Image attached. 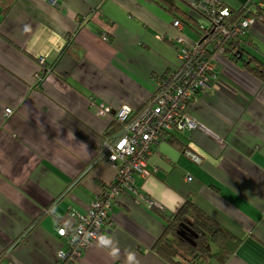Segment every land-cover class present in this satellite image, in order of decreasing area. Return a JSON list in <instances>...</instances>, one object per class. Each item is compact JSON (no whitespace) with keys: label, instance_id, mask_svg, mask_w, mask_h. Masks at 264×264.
<instances>
[{"label":"crops","instance_id":"1","mask_svg":"<svg viewBox=\"0 0 264 264\" xmlns=\"http://www.w3.org/2000/svg\"><path fill=\"white\" fill-rule=\"evenodd\" d=\"M222 2L264 15V0ZM176 20L150 0H15L0 14V264H55L58 228L115 182L98 158L114 117L96 108L136 115L151 101L152 78L179 67L176 39L198 42ZM242 48L264 62V21ZM212 61L186 109L199 128L154 145L149 176L136 178L152 206L120 196L76 264H169L153 246L187 199L240 239L226 264H264V85L241 63Z\"/></svg>","mask_w":264,"mask_h":264},{"label":"built area","instance_id":"2","mask_svg":"<svg viewBox=\"0 0 264 264\" xmlns=\"http://www.w3.org/2000/svg\"><path fill=\"white\" fill-rule=\"evenodd\" d=\"M182 1L208 21V27L201 25L199 29L208 39L205 44L212 43L214 57H239L237 40L243 38L253 25L264 21V15L260 13L247 15L237 24L231 23V12L222 0ZM173 27L183 30L179 21H174ZM104 38L107 39L106 36ZM176 43L179 67L167 75L152 78L155 88L152 101L136 117L132 118V110L127 106L116 111L103 106L96 108L100 117L112 114L123 125V129L106 139L101 147L106 161L116 170L115 182L103 188L86 214L71 213L72 225L58 228L59 238L66 240V249L58 252L55 264L77 263L98 235L107 229L109 214L120 196L130 195L137 203L152 206L136 186L137 177L149 176L147 163L151 148L160 142H167L173 131L199 128L186 109L198 93L209 88L215 69L213 56L208 54L206 46L188 45L181 37L176 39ZM11 113L10 109L5 110V116ZM191 181L188 177L187 182Z\"/></svg>","mask_w":264,"mask_h":264},{"label":"trees","instance_id":"3","mask_svg":"<svg viewBox=\"0 0 264 264\" xmlns=\"http://www.w3.org/2000/svg\"><path fill=\"white\" fill-rule=\"evenodd\" d=\"M150 1H153L162 9L176 17V21L182 23L183 29L184 27H189L198 33L199 39L196 44L202 47L206 46L208 54L214 57L215 54L212 43L208 45L205 44L208 39L205 38V34H202L199 29L201 24L196 23L187 13L179 10L176 4H174V0ZM14 2L15 0H0V14H4L8 11ZM248 7L249 6L242 7L241 11L237 14L231 13V23L237 24L245 16L251 15L252 13L249 12ZM178 13H180L183 18L177 17ZM242 40L243 38L238 39L236 42L240 56L237 58L233 57L231 60L241 63L244 68L264 85V62L247 53L242 48ZM136 115H133L132 118L136 117ZM122 129L123 125L119 124L114 119L109 127L108 136L111 137ZM98 158L99 160H106V154L101 153ZM165 221V230L155 242L153 251L169 264H226L235 254L241 242L238 237L200 211L190 199L185 201L177 213L165 218ZM181 225L188 227L190 231L197 236V238H195L194 235L190 236V239L193 241L192 244L179 236Z\"/></svg>","mask_w":264,"mask_h":264},{"label":"rangeland","instance_id":"4","mask_svg":"<svg viewBox=\"0 0 264 264\" xmlns=\"http://www.w3.org/2000/svg\"><path fill=\"white\" fill-rule=\"evenodd\" d=\"M177 8H179L181 11H183L184 13H187L189 15L192 16L193 20L196 23H199L201 25H204L205 27L209 26V23L207 20H205L204 18H202L201 16H199L198 14H196L188 5H186L185 3H183L180 0H174ZM185 32L192 37L194 40H198L199 39V34L196 33L195 31H193L192 29H190L189 27L185 28ZM240 56V55H239ZM180 65V64H179ZM208 264V263H207Z\"/></svg>","mask_w":264,"mask_h":264},{"label":"water","instance_id":"5","mask_svg":"<svg viewBox=\"0 0 264 264\" xmlns=\"http://www.w3.org/2000/svg\"><path fill=\"white\" fill-rule=\"evenodd\" d=\"M180 228H181V232L179 233V236L182 237L188 243L192 244L193 241L190 239V236L194 235L195 238H197V236L195 234H193L190 231V229L188 227H186V226L181 225Z\"/></svg>","mask_w":264,"mask_h":264}]
</instances>
